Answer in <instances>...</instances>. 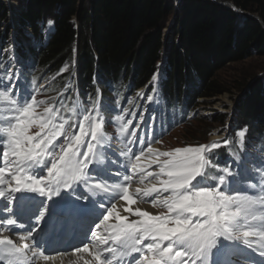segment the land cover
I'll list each match as a JSON object with an SVG mask.
<instances>
[{
	"label": "trees",
	"instance_id": "obj_1",
	"mask_svg": "<svg viewBox=\"0 0 264 264\" xmlns=\"http://www.w3.org/2000/svg\"><path fill=\"white\" fill-rule=\"evenodd\" d=\"M18 1L26 6L22 21L32 28L33 37L21 33L17 47L22 63L31 65L27 73L52 79V94L78 92L93 101L101 93L104 106L112 105L113 94L123 99L147 85L165 57L162 98L167 106L191 110L198 100L227 91L218 80L221 68L246 60L254 47L264 52V0H179L173 8L170 0H86L84 8L81 0ZM170 9L178 11V27L166 41L162 23ZM7 15L0 0V22ZM48 19L55 32L46 41L41 26ZM247 86L236 125H248V146L264 145V73L245 80L243 91ZM225 119L215 115L213 122ZM237 147L233 140L210 157L219 162Z\"/></svg>",
	"mask_w": 264,
	"mask_h": 264
},
{
	"label": "snow or ice",
	"instance_id": "obj_2",
	"mask_svg": "<svg viewBox=\"0 0 264 264\" xmlns=\"http://www.w3.org/2000/svg\"><path fill=\"white\" fill-rule=\"evenodd\" d=\"M48 24H53V21L49 20ZM152 79L155 82L156 76ZM2 86L0 83V87ZM8 88H11V84L0 91V99L12 105L9 109L10 115L0 119V152L5 161V166L0 167V212H12L11 205L15 202L16 214L20 215L26 205H31L27 218L31 219L32 213H38L32 232L39 233V222L45 221V214L49 213V205L40 199L43 197L51 201V213L44 223V228L58 231L80 218L83 212L94 211L96 201L85 203L84 196L73 198L78 190L83 191L80 185H88L90 165L91 173L97 176L113 175L104 167L103 154L94 151L97 146L103 147V134L99 133L100 125L90 124L91 140L94 143L84 144L85 133L82 128V135L76 136L74 143L66 142V146L54 145L50 149L49 146L53 145L57 136L63 134L64 125L52 124L51 121L55 118L53 115L46 123L41 124L42 132L47 127L43 138L29 135L27 128L36 101L27 92L19 100L11 99ZM148 99L152 100V97L149 96ZM49 111L46 109L45 113ZM84 118L92 120L91 117ZM48 124H51V127H48ZM123 131L124 128L121 129V132ZM238 135L243 137L245 132L240 131ZM85 146L87 151L81 152L80 149ZM56 147H59V152L54 151ZM218 147L215 143L211 145L212 149ZM208 149L207 145L178 148L171 153H160L169 157L166 160L150 161L151 164L160 165L155 174L156 179L159 180L162 175L167 178L160 180V188L154 184L144 191L143 195L151 196L152 193H159L161 189L163 192H170V195L163 199L156 198L152 201L154 207H166L167 215H152L137 208L135 213L141 219L129 222L126 217L115 213V204H111L110 208L100 206L103 228L108 235L92 233L97 237L93 252L96 264H113L114 261L119 264L125 257H132L133 264H189V261L191 264H197V261H200V264H210L213 253L216 257L214 264H235L233 257L243 255V247L238 245L237 241L243 240L244 246L251 249L252 244L248 238L258 236L259 245L264 248V230H257L248 224L250 218L264 221V196L257 199L247 195H229L227 191H222L221 187L228 188L225 175H233L228 168H224V174L215 180L217 186H203L208 180L205 172V166L209 163L205 157ZM46 156L51 159H45ZM10 157L15 159L10 160ZM139 159L140 156H137L136 160ZM44 170L47 175H43ZM29 171L35 174L30 175ZM132 171H137L136 164H132ZM131 178L123 176L124 181ZM140 179L143 182L145 177L141 176ZM95 188L105 194L115 191L101 183L95 184ZM62 190L70 191L61 196ZM122 195L124 199H130L127 188L123 190ZM53 197L59 199L53 200ZM104 199L108 203L115 199V196L106 195ZM4 204L8 207L4 208ZM258 205L261 209L259 214ZM114 214L119 222L108 223ZM7 224L13 226L16 221L7 219ZM96 227L100 228L101 225ZM145 241L148 242L145 244ZM27 247L24 245V248H18L6 237L0 239V260H4L5 264H23L21 257L26 255ZM76 251L88 252L89 249L85 246ZM104 253H108V258L101 260ZM133 254H139V257H134ZM260 255L264 256V252ZM43 259L48 260L49 257L44 256Z\"/></svg>",
	"mask_w": 264,
	"mask_h": 264
},
{
	"label": "rangeland",
	"instance_id": "obj_3",
	"mask_svg": "<svg viewBox=\"0 0 264 264\" xmlns=\"http://www.w3.org/2000/svg\"><path fill=\"white\" fill-rule=\"evenodd\" d=\"M5 1L8 6V15L5 20L0 22V24L3 26L1 28V31L2 30L5 31L4 33L5 37L1 38L0 40V61L6 59L7 62H10L12 64H17L19 68H21V66L19 65L21 61L20 56L16 52L17 47L21 44L19 37L21 33L30 34V36H32V28L29 23L25 24L22 21V14L26 8L25 4L20 3L18 0H5ZM85 3L86 0H81L80 7L81 8L86 7L87 4L85 5ZM170 3L172 4V8L174 6L177 7L179 0H170ZM13 11L18 12L17 20H15L14 17L12 18L11 14ZM177 12H178L177 9H170V11L167 13L162 23V32L164 34L166 41L168 39H171L176 34L178 27ZM49 20L53 21V24L49 25L48 24ZM22 23H24V25ZM41 27L46 37L51 36L48 35L47 32L48 30H50L51 27L53 28L55 27L54 20L48 19L46 21V24L45 25L42 24ZM250 51H251V55L246 60L228 64L218 71L217 73L218 80L227 89V91L211 98H205V99L202 98L198 100L199 102L192 109L191 111L192 113L188 117L187 121L180 123L179 125H175V127L171 128L170 132L168 131L167 133L163 134L161 139L162 141L157 147L160 150V152H158L157 154V158H162L163 160H166L169 157L160 155V153H171L178 148L207 145L209 146V149L205 153V157L208 160L209 159L207 157L208 152L214 150L211 148L212 144L215 143L218 144L219 147H226L231 142L233 143V140H235L237 146H239L244 152L247 153L246 156L248 159H250L253 154H257L260 151L259 144L252 145L251 143V146H253V148L249 149V147L251 146H248L247 137H246L248 125L245 122H242L240 126L236 125L237 120L238 121L242 120L241 109H240L241 108L240 102L242 97L244 96L242 84L244 83L245 80L246 81L252 80L255 76H259L264 73V52L258 51V47H254ZM164 63H165V57L163 58V61L160 62V69H161L160 74L159 76L157 75L155 82L152 81L151 86L137 90L136 93L129 95L128 98L133 101L138 100L139 104L144 102L143 108L147 107L149 104L152 105L153 104L152 100H154L157 96H159L158 82L160 81L159 79H161V77L165 74L163 71ZM19 81H22V78L19 77ZM0 83L3 84V86L0 87V91H3L4 88H7L8 85L11 84V88H8V93L11 99L19 100L21 97H23V95L26 92L30 97H34L36 103L33 106V109L31 110V119L29 126L27 128V133L33 136L34 138H36L37 136L43 138L44 132L47 131V127L45 128L44 132H42L41 124L46 123L50 116L60 115V113L57 112V109L55 108L52 109L51 105L46 99V97H50V95L47 93H45L46 97L44 95H35L34 88L27 89L26 85H23L22 88L18 89L14 86L11 77H9L7 80L3 78L0 79ZM43 84L47 85L48 82L44 81ZM13 90H16V92L19 93L18 98L14 97V95H11L13 93ZM52 96H55V94H52ZM149 96L152 97V100L148 99ZM29 102H31V100ZM11 107L12 105L8 101L0 99V119H4L8 115H10L9 109ZM85 108L86 110L84 109V106L81 102L76 107H74V110L72 111V113L74 114L73 117H62L61 115L58 116L59 124H63L64 127L62 130L63 134L60 135L59 139L55 142V145L65 144L66 125L71 126V122L77 121L78 129H79V122L81 119V115L85 111L89 113L90 117L92 118V120L89 123V128H90V124L92 126H94L95 124L101 125V123L103 122V117L99 116L98 113H96V109L94 108V111H91V109L88 106H85ZM46 109L50 110L47 114L45 113ZM117 115L118 116H114V120H115L114 125H116L117 122L122 120V118L128 116H129V122L132 120H135L134 122L137 121L136 116L130 115L128 113V110H125L124 108L117 109ZM160 115H161V120L166 121L169 115L178 117L180 114L173 110L169 112L168 108H162ZM215 115H225L226 116L225 122L223 123L213 122ZM118 117L120 119H117ZM48 127H51V124H48ZM209 128H211V130L207 131ZM112 130H115L116 133L113 132L112 139L114 140L115 144L111 145L112 146L111 148L117 149L118 141H120L119 135L115 128ZM205 131L206 133H204ZM240 131L245 132V135L243 137H240L238 135ZM233 133L235 135H233ZM216 134L219 136L216 138H211L212 135H216ZM84 137H86V134L84 135ZM89 141L91 143H94V141L91 140V136L89 138ZM225 141H227V143H225ZM49 147L50 149L53 148L51 146ZM84 148H86V146ZM54 151L59 152L60 151L59 147H56ZM250 151H252V154ZM248 165L249 164L246 161L239 159L238 156H233L231 161L223 164L222 167L228 168L232 174H235L237 176V175H244L250 172H254V170H252L253 167ZM263 165H264L263 156L258 157L253 164V166L256 167H261ZM91 167L92 166L90 165V168ZM214 171L215 169L212 167V164H209L208 172L213 173ZM91 176L94 177V174L92 173ZM248 180H249L248 182H251L248 185H246L245 183L232 185L229 183L231 181V178L227 177L228 188L225 189L224 187H221V190L227 191L229 195H247L259 199L261 195L264 194V171L260 172L258 175H255L252 178H249ZM252 182H254L255 184H253ZM203 186H210V185L206 183ZM251 190H253L254 192H252ZM257 209H259V205L257 206ZM162 211L168 212L167 209H162ZM255 221H259V220H254L253 222ZM253 222L249 224L252 225ZM89 237L94 238L95 236H93L92 233L91 234L89 233Z\"/></svg>",
	"mask_w": 264,
	"mask_h": 264
},
{
	"label": "bare ground",
	"instance_id": "obj_4",
	"mask_svg": "<svg viewBox=\"0 0 264 264\" xmlns=\"http://www.w3.org/2000/svg\"><path fill=\"white\" fill-rule=\"evenodd\" d=\"M11 15H12V18L14 17V19L17 20L18 12L13 11ZM50 31L53 32V27L50 28L49 32ZM82 128H83V133H85L87 137L88 136L87 120L84 119V121L81 123L80 130L75 135H72L68 142L74 143V138L76 136L82 135ZM218 136L219 135L217 134L212 135L211 138H216ZM86 137H84L83 135V141H85ZM80 151L83 152V149L81 148ZM117 164L118 166L116 167V169L118 172L122 173L123 176L127 175V176H131L132 178L129 181H124L123 177L116 175V177L108 178L109 175L105 174V179L110 181V183H105V179L100 177L99 180L102 181L101 184H104L106 187L110 189H115V191L105 194L100 189L95 188L91 196L92 200L97 202L95 208L100 209L101 205H103L105 208H110L111 204H115V213H118L119 216L121 217L129 218V222L133 220L141 219V217L137 216L135 213V210L137 208H139L141 211H147L151 213L152 215H159L160 207H154L152 201L153 199H156V198L163 199L166 196L167 192H163V190L161 189L159 193H152L151 196L143 195L144 191L151 188L154 184L157 188H160V183L152 175H148L150 172H147V167L149 166L146 163V161H144L141 157L138 161L135 158L134 164L137 165V171L135 173H133L132 167L131 169L128 168L123 162H117ZM140 169H143V171H141ZM141 176L145 177L143 182H141V179H140ZM116 179L118 181H116ZM97 183H100V182L96 181L95 184ZM117 185L119 187H117ZM125 188H127V194L130 197V199L123 198L122 193ZM63 193H64V190L61 191V196ZM106 195L115 196V199H112L110 202L106 203L104 199ZM76 196L77 194L75 193L74 197ZM56 199H59V198L53 197V200H56ZM18 217L19 215H17L14 212L7 214L8 219H13L16 222L18 220ZM118 222L119 221L116 219L115 214L108 221V223H112V224H116ZM100 225L101 227L95 228L94 232H96V230H99L105 236H107L108 233L104 231L103 223ZM35 226L36 224L34 222L32 227H35ZM39 227H40V230L43 228L40 224H39ZM9 233H10V230L7 228H3L2 225L0 224V234H9ZM61 235H62V232H60L58 234V237H56L52 242L46 243V244L44 243L45 245L44 248L47 249L46 253L49 254L48 255L49 259L48 260H44V259L35 260V264H96L95 258L93 255L94 246L96 243L91 242L92 241L91 239H86V241L88 242L85 241L83 244H81L78 247L79 249L82 250L85 246H87L89 249L88 252H84V251L77 252L76 251V249H78L77 247H74L73 249H70L68 251L61 250L62 247L58 243ZM50 236L51 234H48V237ZM79 237H83V236H79ZM79 240L81 239H76V241H79ZM144 243H146V241ZM109 244H111V241H109ZM53 246H57L58 247L57 250L53 249ZM107 246L108 245H104V247H107ZM258 254L259 256H262L260 255V253ZM134 255L135 254H133V256ZM106 258H108V253H104L101 257V260H104ZM215 259H216L215 253H213L212 257L210 258V264H214ZM131 261H133L132 257H125L119 262V264H128V262H131ZM113 264H117V261H114ZM189 264H191V261H189ZM197 264H200V261H197Z\"/></svg>",
	"mask_w": 264,
	"mask_h": 264
},
{
	"label": "water",
	"instance_id": "obj_5",
	"mask_svg": "<svg viewBox=\"0 0 264 264\" xmlns=\"http://www.w3.org/2000/svg\"><path fill=\"white\" fill-rule=\"evenodd\" d=\"M240 13H243L242 11H239ZM55 31V27L53 28V32ZM51 32V33H53ZM52 35V34H51ZM248 86L245 88V90L243 91V94L245 93V91L247 90Z\"/></svg>",
	"mask_w": 264,
	"mask_h": 264
}]
</instances>
